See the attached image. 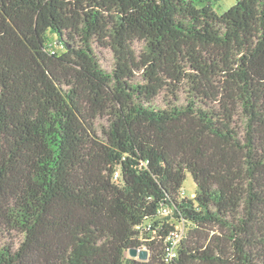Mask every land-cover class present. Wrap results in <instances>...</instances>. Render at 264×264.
I'll use <instances>...</instances> for the list:
<instances>
[{
	"label": "trees",
	"instance_id": "1",
	"mask_svg": "<svg viewBox=\"0 0 264 264\" xmlns=\"http://www.w3.org/2000/svg\"><path fill=\"white\" fill-rule=\"evenodd\" d=\"M216 3L0 0V264H264V0Z\"/></svg>",
	"mask_w": 264,
	"mask_h": 264
},
{
	"label": "rangeland",
	"instance_id": "2",
	"mask_svg": "<svg viewBox=\"0 0 264 264\" xmlns=\"http://www.w3.org/2000/svg\"><path fill=\"white\" fill-rule=\"evenodd\" d=\"M235 3H236V0H217L215 7L219 13H223L226 10H228L230 7H232ZM99 55L102 58L103 65L106 66L107 68H111V66L113 65V58H112L111 52L108 50H100ZM105 124H106L105 119H102V118L99 119L97 121L98 130L103 129V126ZM183 189L186 192V196H190V197L194 196L196 192V184L194 182V179L191 173H188L187 178L183 184Z\"/></svg>",
	"mask_w": 264,
	"mask_h": 264
},
{
	"label": "built area",
	"instance_id": "3",
	"mask_svg": "<svg viewBox=\"0 0 264 264\" xmlns=\"http://www.w3.org/2000/svg\"><path fill=\"white\" fill-rule=\"evenodd\" d=\"M159 213L161 216H165V215H170L172 213V209L171 207H167L164 206L162 208L159 209ZM175 220V218H173ZM175 229L173 231H171L168 235H167V243H168V248H167V258H173L176 255V251L177 248L179 246V244L181 243V241L183 240L185 234H186V224L183 221H175ZM141 239L146 240V238L143 236V233L141 232L140 235ZM153 238V236L151 237ZM139 250L142 249H147V247L144 245L141 248H138Z\"/></svg>",
	"mask_w": 264,
	"mask_h": 264
},
{
	"label": "water",
	"instance_id": "4",
	"mask_svg": "<svg viewBox=\"0 0 264 264\" xmlns=\"http://www.w3.org/2000/svg\"><path fill=\"white\" fill-rule=\"evenodd\" d=\"M129 253H130L131 256H133V257L138 256L142 260H147L148 256H149V253H148L147 249L139 250L136 247L130 248Z\"/></svg>",
	"mask_w": 264,
	"mask_h": 264
}]
</instances>
